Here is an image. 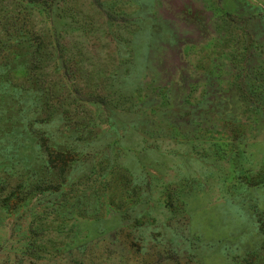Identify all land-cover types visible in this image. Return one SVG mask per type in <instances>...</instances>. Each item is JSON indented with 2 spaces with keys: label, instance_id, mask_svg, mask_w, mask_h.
Instances as JSON below:
<instances>
[{
  "label": "rangeland",
  "instance_id": "374dc122",
  "mask_svg": "<svg viewBox=\"0 0 264 264\" xmlns=\"http://www.w3.org/2000/svg\"><path fill=\"white\" fill-rule=\"evenodd\" d=\"M263 244L264 0H0V264Z\"/></svg>",
  "mask_w": 264,
  "mask_h": 264
},
{
  "label": "trees",
  "instance_id": "16d2710c",
  "mask_svg": "<svg viewBox=\"0 0 264 264\" xmlns=\"http://www.w3.org/2000/svg\"><path fill=\"white\" fill-rule=\"evenodd\" d=\"M264 245V244H263ZM262 245V246H263ZM263 249H264V246L262 247ZM263 249H261V252L263 253L264 252V250ZM264 254V253H263ZM234 264H247V262L244 260V259H242V260H240V262H234Z\"/></svg>",
  "mask_w": 264,
  "mask_h": 264
}]
</instances>
